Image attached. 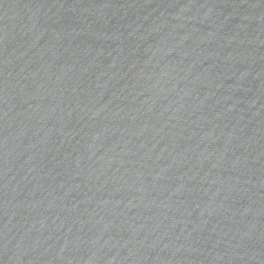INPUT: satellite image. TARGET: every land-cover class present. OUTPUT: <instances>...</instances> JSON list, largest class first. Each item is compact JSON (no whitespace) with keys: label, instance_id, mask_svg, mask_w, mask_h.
Instances as JSON below:
<instances>
[{"label":"water","instance_id":"1","mask_svg":"<svg viewBox=\"0 0 264 264\" xmlns=\"http://www.w3.org/2000/svg\"><path fill=\"white\" fill-rule=\"evenodd\" d=\"M0 264H264V0H0Z\"/></svg>","mask_w":264,"mask_h":264}]
</instances>
